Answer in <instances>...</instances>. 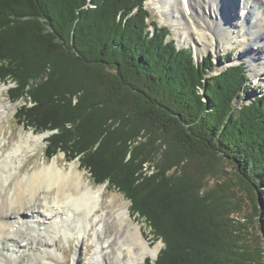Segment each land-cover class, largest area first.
Returning <instances> with one entry per match:
<instances>
[{
	"label": "trees",
	"instance_id": "obj_1",
	"mask_svg": "<svg viewBox=\"0 0 264 264\" xmlns=\"http://www.w3.org/2000/svg\"><path fill=\"white\" fill-rule=\"evenodd\" d=\"M144 3L0 0V81L30 99L23 124L52 132L50 158L63 152L125 193L162 238L154 264H264V95L236 108L246 64L208 76L212 57L196 64ZM223 162L254 208L256 248L227 190L203 191Z\"/></svg>",
	"mask_w": 264,
	"mask_h": 264
},
{
	"label": "bare ground",
	"instance_id": "obj_2",
	"mask_svg": "<svg viewBox=\"0 0 264 264\" xmlns=\"http://www.w3.org/2000/svg\"><path fill=\"white\" fill-rule=\"evenodd\" d=\"M173 1L178 9L171 16H175L180 11L181 4L189 20L192 0ZM194 2L189 31L195 34L199 42L195 44L196 56L204 53L206 48L218 52L220 47H231L244 38L254 37L242 54L250 56L249 48L255 53L251 56L253 57L251 61L254 63L252 67L256 72L253 78L254 80L259 76L264 78V59L259 52H264V0H235L238 18L236 21L231 19L230 25L223 20L220 11L215 13L220 0H206L204 8L198 0ZM225 10L228 8L226 7ZM235 12H232L233 16ZM177 19L175 16L171 21L182 24L178 23ZM211 27L215 32L210 35L211 41H209L201 33ZM235 32L240 33L236 36ZM184 34L185 39L193 37L186 26ZM10 116V112L0 103V128L3 120ZM42 141V136L29 134L20 136L13 144H0V264H38V260H42L41 264H53L46 257L54 256L56 253L51 245L54 240L60 235L66 237L75 234L78 238H82L85 234L83 225L90 228V219L93 217L94 222L102 220L100 219L102 215L97 213L102 204L103 187L98 190L90 187L85 182L83 174L77 171V165L72 164L65 169L60 167L55 159L50 165H44L41 169L22 172L26 153L39 149ZM110 199L108 210L111 216L106 212L103 213L104 219L99 234L103 235L107 232V227L111 228L109 223L114 224L123 239L116 256L118 254V258H121L126 254V264H137L148 255L156 257L159 251L158 245L151 247L143 239L141 227L138 223L132 222L125 203H114L115 196ZM32 238L36 240L35 243L31 241ZM105 243L109 244L108 240ZM36 245H39L40 249L35 247ZM75 256L76 253L73 260Z\"/></svg>",
	"mask_w": 264,
	"mask_h": 264
},
{
	"label": "rangeland",
	"instance_id": "obj_3",
	"mask_svg": "<svg viewBox=\"0 0 264 264\" xmlns=\"http://www.w3.org/2000/svg\"><path fill=\"white\" fill-rule=\"evenodd\" d=\"M87 1L89 2L90 0ZM234 1L235 0H220L219 7L217 11H215L216 14L220 11L223 20L226 21V23H228L229 25L231 23V19L233 21H236L238 18V8H236V3ZM198 2L203 8L205 7L206 0H198ZM144 5L149 10L152 20H155L159 26H167L169 28L170 36L168 39H174L176 41L177 48H189L195 53V56L193 58L195 63L198 64V62L202 61L207 56L212 57L213 69L208 76L216 75L217 73L225 69V67H228L230 65L241 63L246 64L249 89L248 93L243 94L242 98L236 99V108H239V106L242 104L248 103L249 100L255 97L264 95L263 76H259L255 80L253 78L256 72H254V69L252 67L254 63L251 61L253 58L251 56L255 53L249 48L248 54L251 53L250 56H245L242 54L246 50V47L249 46L250 43L254 40V37H249L246 39L244 38V40L231 47H220L218 52H216L212 48H206L207 50L204 53H202L200 56H196L195 44H199V42L197 40V37H195V34L189 31V24L192 21L195 7L194 0H192L193 6L191 7L189 20L185 16L180 4V11L175 16H177L178 18L177 22L182 24H177L171 21L175 17L171 15L178 9V7L175 6L173 0H145ZM87 6L91 8L95 7L90 3L85 7ZM226 7L228 8V10H225ZM235 9L237 10L236 12ZM232 12H235L234 16L232 15ZM183 25L186 26L188 32L193 36L192 39H185V26ZM214 32V28L211 27L204 29L201 34L208 38L209 41H211L210 35H212ZM239 33L240 32H235L236 36L239 35ZM259 52L262 53V58L264 59V52ZM227 54H232V57L224 61L221 60V58ZM241 54L244 57L241 56ZM239 56L241 57L235 60ZM21 62L24 63L23 60H21ZM259 74L263 75V73ZM37 83L38 82L36 81L33 84ZM14 87L15 83L10 78H5L4 81H0V103H2L6 107V110L11 114L10 117L4 119L2 122V126L0 128V144H13L20 138V136L23 137L29 134L42 136L43 139L42 143H40L39 145V149H36L34 152L26 153L25 164L22 172H31L41 169L44 165H50L56 159L59 166L65 169H68L72 164L77 165V171L83 174L85 182H87L90 187L92 186L94 190H98L99 188L103 187L101 194L102 204L100 210L97 213L98 215H102V217L100 218L102 220L94 222L93 217L90 219V228H87L86 225H83L85 234L82 236V238H78L75 234L72 236L68 235L66 237L64 235H60L58 239L54 240L53 244H51L52 247L56 250L55 255L48 256L46 257V259L52 261L53 264H81L82 261L84 264H126V254L121 258H118V254L116 256V252L123 243V239L120 237L119 231L115 229L114 224L109 223L111 228L107 227L106 233H104L103 235L99 234V230L102 228L104 219L103 213L106 212L108 216H111L108 208L110 206V198L115 196L116 201L114 203H125L132 222L138 223L141 227V234L143 239L146 240L151 247H154L156 245H158L159 247V251L157 252L156 257L148 255L143 260L141 259L137 264H144L146 261L154 264L159 252L163 249L164 244L162 242V238L158 237L153 231L151 224L145 219L144 216L139 215L136 210H134L131 201L125 196V193L117 188H114L113 185L111 186L107 182H97L86 170H84V168H82V166H80V162L78 159L71 160L69 155H65L63 152L59 151L50 158L49 154L47 153V141H49L48 137L52 134V132H39L38 134V132L33 131L34 129H31L23 124L21 119L18 118V112L20 111V108L24 106L31 107L32 103L30 102V99L28 97L20 98L19 100L14 101L9 93ZM139 141L140 144L143 143L142 140ZM143 166L144 167L142 169V172H144L143 174L146 176L151 175L155 171L152 167V164L145 163ZM221 185L227 190L226 192L231 199V202L233 204H236L235 208L237 209H232L231 212L234 213H231L230 215L233 223L236 226H244V228L246 229V242H248L252 248L258 247L260 243L259 237L261 236V233L259 231V228L257 227L258 223H254V221H256L254 208L248 200L247 194L245 193L244 189L240 186L238 180L236 179L235 171L232 165L226 162L219 164V171L217 174H215L214 178H209L204 181L203 191L212 190L216 186ZM262 198L264 200V196ZM229 204L232 205L231 203ZM258 206V208L260 209L261 206ZM110 221H112V218L110 219ZM107 240L109 244L105 243V241ZM31 241L35 243L36 240L32 238ZM35 247L40 249L39 245H36ZM75 253L76 256L73 260V256L75 255ZM37 262L38 264H41L42 260H38Z\"/></svg>",
	"mask_w": 264,
	"mask_h": 264
},
{
	"label": "water",
	"instance_id": "obj_4",
	"mask_svg": "<svg viewBox=\"0 0 264 264\" xmlns=\"http://www.w3.org/2000/svg\"><path fill=\"white\" fill-rule=\"evenodd\" d=\"M220 62H221V60H220ZM197 64V63H196ZM236 65V64H235ZM230 66H233V65H230ZM229 67V66H228ZM225 68H227V67H225ZM220 73V72H219ZM218 74V73H217Z\"/></svg>",
	"mask_w": 264,
	"mask_h": 264
}]
</instances>
